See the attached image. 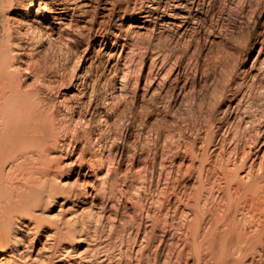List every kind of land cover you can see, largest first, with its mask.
<instances>
[{"label":"rangeland","instance_id":"374dc122","mask_svg":"<svg viewBox=\"0 0 264 264\" xmlns=\"http://www.w3.org/2000/svg\"><path fill=\"white\" fill-rule=\"evenodd\" d=\"M6 73L0 264H264V0H0Z\"/></svg>","mask_w":264,"mask_h":264},{"label":"bare ground","instance_id":"6f19581e","mask_svg":"<svg viewBox=\"0 0 264 264\" xmlns=\"http://www.w3.org/2000/svg\"><path fill=\"white\" fill-rule=\"evenodd\" d=\"M7 73H8V72H7ZM7 73H6L5 77H1L2 81H1V84H0V88H1L2 85H3V86H6V87H2V88H1L2 93H4L5 91H7V90L10 88L9 86H7V84H8L7 82H8V81L6 80L10 73H9V74H7ZM9 82H11V81H9ZM37 87H38V86H37ZM35 89H36V88H35ZM8 92H9V91H8ZM3 97H4V96H3ZM12 130H13V129H12ZM35 130H36V129H35ZM23 151H25V150H23ZM29 153H30V152H29ZM24 154H25V153H24ZM30 155H31V154H30ZM30 155H29V156H30ZM27 156H28V155H27ZM27 156H26V155L23 156L24 158H23V157L21 158V155L16 156L17 159H16V161H14V162H15V163L17 162V163H16V164H15L14 162H10V163H9V164L14 163V165L11 164V169L9 168V169H10L9 174L11 175V174L13 173V170H14V171H17V172H21V173L23 174V176L27 177L26 180L24 179V181H25L27 184H29L30 182H31V183H35V182L39 179L38 177L36 178L35 175L33 174V172L35 173V171H32V170H28V169H27L26 174H25V171H24V167H25V166H24L23 164H24L25 161H27V159H28ZM13 157H14V156H13ZM14 158H15V157H14ZM31 158H32V157H31ZM29 159H30V158H29ZM28 162L30 163L29 160H28ZM25 165H27L26 162H25ZM28 165H29V164H28ZM23 166H24V167H23ZM31 166H32V165H31ZM2 168H3V167H2ZM4 168H5V166H4ZM7 173H8V171H7ZM38 173H39V172H38ZM10 175H9V178H8V179L13 180L12 176H10ZM2 176H3V175H2ZM23 176H22V177H23ZM16 177H18V176H16ZM20 177H21V176H20ZM22 177H21V178H22ZM21 178H20V179H21ZM17 179H18V178H17ZM17 179H16V180H17ZM6 180H7V179H6ZM14 180H15V179H14ZM16 180H15V181H16ZM5 183H6V182H5ZM8 183H9V184H8ZM8 183H7V184L10 186V184H11L12 182H11V183L8 182ZM16 183H17V182H16ZM22 183L24 184L23 181H22ZM5 185H6V184H5ZM13 185H15V184H13ZM18 185H19V184H18ZM25 185H26V184H25ZM23 186H24V185H23ZM39 200H40V199H39ZM41 204H42V203H41ZM224 252H225V251H224ZM226 252H227V251H226ZM167 253H168V252H167ZM241 253H242V252H241ZM186 254H187V253H186ZM186 254H185V255H186ZM183 255H184V254H183ZM187 255H188V254H187ZM225 255H226V254H224V256H225ZM171 256H172V255H171ZM188 256H189V255H188ZM207 256H208V255H207ZM225 257H226V256H225ZM225 257H224V258H225ZM176 258H177V257H176ZM180 259H181V258H180ZM232 259H233V258H232ZM167 260H168V259H167ZM184 260H185V258H184ZM228 260H229V259H228ZM228 260H227V261H228ZM233 261H234V260H233ZM170 262H171V261H170ZM185 262H186V261H185ZM216 262H217V261H216ZM181 264H184V263H181ZM185 264H188V263L186 262ZM228 264H229V263H228Z\"/></svg>","mask_w":264,"mask_h":264}]
</instances>
